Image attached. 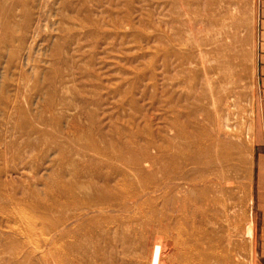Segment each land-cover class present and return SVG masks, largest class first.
I'll return each mask as SVG.
<instances>
[{
  "label": "rangeland",
  "instance_id": "374dc122",
  "mask_svg": "<svg viewBox=\"0 0 264 264\" xmlns=\"http://www.w3.org/2000/svg\"><path fill=\"white\" fill-rule=\"evenodd\" d=\"M11 1L2 0L0 13V193L21 202L28 200L25 191L38 190L48 199L46 186L55 173L85 180L73 174L85 172L80 162L92 156L76 142L87 140V129L96 138L118 140L132 128L140 131L141 143L166 144L173 139L170 122L180 114L187 133L180 140L199 142L190 152L203 161L206 146L212 157L209 169L194 171L202 180L186 185L200 196L189 208L199 210L202 219L189 225L174 221L177 212L158 201L172 219L170 226H187L190 234L170 232L167 220L151 223L150 198L157 194L136 183L139 191L126 199V208L97 213L106 238L97 244L93 237L96 244L89 245L85 258L71 264H179L186 259L190 264H264V129L256 73L260 0H24L25 7L17 4L22 11L17 8L9 23ZM8 25L13 33L4 42ZM50 102L52 111L45 109ZM30 125L41 132L28 131ZM54 142L63 143L66 158ZM155 145L151 155L157 153ZM226 154L229 161L222 158ZM0 207V264H52L55 234H45L44 242H38V234L34 242L15 234L25 246L2 249L5 227L18 229L23 221L7 196L0 195ZM26 207L22 210L31 215ZM68 213L76 216L66 221L71 228L85 212ZM33 227L40 232L39 224ZM67 240L81 244L85 236ZM95 245L104 255L95 253ZM190 253L196 256L189 260Z\"/></svg>",
  "mask_w": 264,
  "mask_h": 264
},
{
  "label": "bare ground",
  "instance_id": "6f19581e",
  "mask_svg": "<svg viewBox=\"0 0 264 264\" xmlns=\"http://www.w3.org/2000/svg\"><path fill=\"white\" fill-rule=\"evenodd\" d=\"M24 3H25L24 0H12L11 1V5L8 7L7 16H6V18L9 19L8 21L9 23L10 22L12 23V18L15 17L14 11L17 8H20V6L23 7ZM1 4H3L2 0H0V13H2ZM17 4H19L20 6H16ZM20 10L22 11V8H20ZM25 12H26V8H25ZM7 32L9 33L3 37L4 42L6 38L11 37L13 33L9 25H8ZM64 32H65V29H64ZM188 59H190V57ZM181 61L182 59L180 60V62ZM183 72L185 73V71ZM189 95L190 94H188V96ZM176 103L178 104V102H174L173 104H176ZM177 104L175 105L176 107H178ZM179 106H181L180 103H179ZM52 107H53V103L50 102L46 104L45 109L47 108V110L52 111L53 110ZM181 109L179 110L181 111ZM89 115H88V118L90 119V122L92 124L93 120L91 121V117ZM180 117H181L180 114H175V117L170 122L171 131L173 132L174 140L173 139L169 140L166 142V144L155 145V142L153 141L148 142V140L146 141L144 140L145 142L141 143L142 141L138 140V136H137L140 131L134 130V129L131 130L132 129L131 127H130L131 128L130 131L128 132L126 131L127 132L126 135L123 132V134L126 137L125 138L123 137L124 138L123 139V138H120V136H118L119 137L118 140H112L113 137L112 139H110L109 137L105 138V137H102V135L101 137L96 138L95 135H93L94 132L93 131L91 132V130L87 129L85 133L87 140L81 141L78 137L76 142L78 144H81V146L83 147L86 153L87 152L92 153V156L88 157L86 161L80 162L82 163L81 166L83 167L85 172L76 170L73 174L75 176L84 175L85 180L82 182H75V181L70 180L69 178L62 179L59 177V175H61L60 173H55L56 177L54 174L55 178L53 180V184L51 183L52 185H49L50 184L49 183L46 186V188L48 189L46 191L48 193L47 196H49L48 199H46V197L45 198L40 197V194L37 192L38 190L36 191L32 189L33 191H30V190L25 191V193H27L25 196L27 197L28 200L23 199L20 202L19 200H16L13 195L2 193L3 192L2 190L0 195L7 196L8 201L16 205L17 208H16L15 215L18 216L19 218L21 217L23 221V225L20 226L18 229L17 228L13 229L11 226H10L11 228L5 227L6 231L1 236L4 239L3 242H5V244L2 246V249L4 248V246H7V248L13 247L11 246L12 244H14L17 248L25 246V244H21V243H25L26 241L25 242L20 241V240L16 241L14 239L15 234H19V236L25 235L26 238L29 240V242H34L35 240L34 237H36L37 234H38V237L41 239L40 241L38 240V242H44L46 238L44 236L45 234L49 236L55 234V236H57V239H55L51 247V250H50V253L53 255L51 259L52 264H71L74 260H82V258H85V254L88 251L87 249L90 244H96L97 241L100 242L106 238L104 233L100 230L102 225L97 223V217L99 216L97 213L103 210L117 211L122 208H126L130 204V202H127L126 199L130 198L133 194H137L139 191V189L137 188L138 185H136V183L140 184V186L138 187L142 188L143 190L151 189L152 194H157V196L154 195L153 197L150 198V200L152 199L151 202L154 208V210L151 211V214H152L150 217L151 223L156 222L158 223V225L160 224L162 225L165 223L166 220L168 224H169V220H172L170 218V215H167L166 213L164 214V211H161L160 208L157 207L158 201L159 203L165 204L164 206H165V209H168L167 211L177 212V216L174 218V221H183L182 223H185L187 225H189L190 222H199L198 220L202 219L201 217L202 213H200L199 210L193 211L189 207L192 201L194 203H197L200 200L199 199L200 196L198 194L196 195L193 194V192L187 189L186 185H188V181H190V183L193 184V183H196L202 180L201 179L202 177L193 175L194 171L195 169H198V168L209 169L210 163L212 161V157H211L210 149L207 148L206 146L203 155L204 157L206 156L207 158H204L205 161H203L199 157V155H195L190 152V149L192 147H196V146L198 147V145H200L199 142L198 143L194 142L192 145H188V144H185V142L180 140V139H184L187 135L185 131V124L181 122L182 120L180 121L181 119ZM93 119H96V118H93ZM56 120L54 117L52 118V121L54 122V124L57 125ZM58 121L60 123V120ZM129 121H132V119ZM186 124H187L186 126L189 125V123H186ZM78 125L79 124H77L75 121L74 127ZM99 126L97 127L99 128ZM27 129L28 131L39 132V133L41 132V130H38V128H36L33 125H30L29 127H27ZM25 132H26V129H25ZM119 133L121 132H118V135ZM108 134L110 135L109 132ZM26 135L28 136V134ZM39 135L42 136V134H39ZM116 136H114V138H116ZM40 138L41 137L39 136V140H41ZM45 138L43 137L42 139L45 140ZM48 138L50 139L51 136L48 135ZM56 141H57V137H56ZM54 145L56 146L57 150L61 152V156H63L64 158L68 156V154L65 153V151L63 152L61 151V150H65L63 149V146H62L63 143L60 145L59 142H57V145L56 143ZM153 145H155V148L157 149V153L155 155H151V152H150V149L153 147ZM222 158H224L223 160L225 161H229L228 154H226L225 156H222ZM118 163H120V166L118 165ZM189 164L192 165L193 169H188L187 166ZM60 167L62 168V166ZM104 168H106L107 170L105 171ZM4 184L6 183L4 182ZM90 191L93 194L91 197H87V192H90ZM175 196H177V200L176 201L174 200L172 202V198ZM27 201L28 203H26ZM133 203H135V201H133ZM22 204H24L25 207L27 206V204H29V206L32 208L31 215H28V214H27L28 216L26 215V212L22 210L23 208H25L24 206L22 208ZM70 209H74L79 212H82V211L85 212L82 214L83 217L80 223H78V225L71 227V228L68 227V225H66V221L76 216L69 215L68 211ZM56 213L58 216H55ZM35 223L41 226L39 229L40 232H38L37 228L35 229L33 227V224ZM168 224H165V225L168 226ZM167 226H163V227H167ZM170 227H171L170 232L180 233L181 235L183 234V236H185L186 238H188V235L190 234L189 230L187 229V226H185L183 229H178L176 227L173 228V226H170ZM34 231H36L35 234H34ZM83 235L85 236V240L81 244H77L75 242H67L68 241L67 239L69 237H79ZM93 237H96L94 239L96 240V243L94 242ZM38 242H37V245H39ZM46 243L47 241L44 244ZM37 245L35 249L36 251L38 250V247H39ZM94 249H95V253L97 254L104 253V252H101L100 247L98 245H95ZM151 251L152 252L150 255L152 259L155 260V258L158 257L157 247H153ZM105 254L107 253L105 252ZM108 255L109 254H107V256ZM194 256H196V254L192 253L191 256H189V260L190 258L191 259L194 258ZM67 259H69L68 262H67ZM106 262L105 264H110V262L109 263L108 262L106 263ZM85 264H91V263L85 262ZM179 264H190V262L188 263V259H186L184 263L182 262Z\"/></svg>",
  "mask_w": 264,
  "mask_h": 264
},
{
  "label": "crops",
  "instance_id": "0c3cea01",
  "mask_svg": "<svg viewBox=\"0 0 264 264\" xmlns=\"http://www.w3.org/2000/svg\"><path fill=\"white\" fill-rule=\"evenodd\" d=\"M258 28L256 34V73L257 96L259 100L258 114L262 118L264 129V0L259 2Z\"/></svg>",
  "mask_w": 264,
  "mask_h": 264
}]
</instances>
